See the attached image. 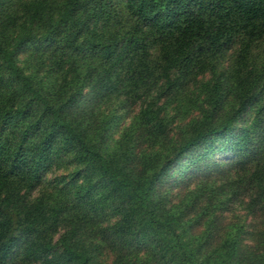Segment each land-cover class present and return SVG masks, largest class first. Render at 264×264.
Returning a JSON list of instances; mask_svg holds the SVG:
<instances>
[{"label":"trees","instance_id":"obj_1","mask_svg":"<svg viewBox=\"0 0 264 264\" xmlns=\"http://www.w3.org/2000/svg\"><path fill=\"white\" fill-rule=\"evenodd\" d=\"M102 263L264 264V0H0V264Z\"/></svg>","mask_w":264,"mask_h":264},{"label":"rangeland","instance_id":"obj_2","mask_svg":"<svg viewBox=\"0 0 264 264\" xmlns=\"http://www.w3.org/2000/svg\"><path fill=\"white\" fill-rule=\"evenodd\" d=\"M132 109V111H130V114H132V112H133V110H135V105H134V107H132V108H130V110ZM122 122L123 123H125V122H127V117H125L123 120H122ZM122 122H120V124H119V126L122 124ZM181 194V193H180ZM231 210L227 213V215H226V217L227 216H230L232 213L233 214H238V215H240V217L242 218L243 217V211H242V209H241V207L240 206H238V205H233V206H231V208H230ZM235 212V213H234ZM247 217L244 219L245 221H247ZM103 264V263H102Z\"/></svg>","mask_w":264,"mask_h":264}]
</instances>
